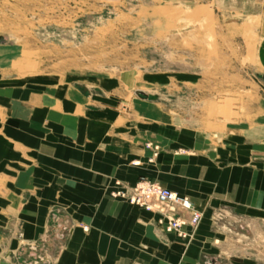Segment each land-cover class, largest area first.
Returning a JSON list of instances; mask_svg holds the SVG:
<instances>
[{"label": "crops", "instance_id": "crops-1", "mask_svg": "<svg viewBox=\"0 0 264 264\" xmlns=\"http://www.w3.org/2000/svg\"><path fill=\"white\" fill-rule=\"evenodd\" d=\"M88 90L0 73V264H264V138L154 125L149 105L135 129ZM143 178L190 198L192 238L111 195Z\"/></svg>", "mask_w": 264, "mask_h": 264}, {"label": "rangeland", "instance_id": "rangeland-1", "mask_svg": "<svg viewBox=\"0 0 264 264\" xmlns=\"http://www.w3.org/2000/svg\"><path fill=\"white\" fill-rule=\"evenodd\" d=\"M0 73L88 87L135 129L149 105L154 125L259 143L264 0H0Z\"/></svg>", "mask_w": 264, "mask_h": 264}, {"label": "built area", "instance_id": "built-area-1", "mask_svg": "<svg viewBox=\"0 0 264 264\" xmlns=\"http://www.w3.org/2000/svg\"><path fill=\"white\" fill-rule=\"evenodd\" d=\"M111 195L147 211L161 213L163 218L160 222L165 225V231L181 238H192L202 218L188 196H182L150 179H140L132 186L118 182ZM186 227H190L191 232H187Z\"/></svg>", "mask_w": 264, "mask_h": 264}]
</instances>
